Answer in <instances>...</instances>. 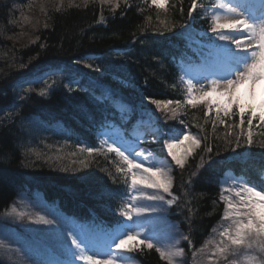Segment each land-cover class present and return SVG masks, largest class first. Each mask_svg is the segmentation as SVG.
I'll use <instances>...</instances> for the list:
<instances>
[{
  "label": "trees",
  "instance_id": "16d2710c",
  "mask_svg": "<svg viewBox=\"0 0 264 264\" xmlns=\"http://www.w3.org/2000/svg\"><path fill=\"white\" fill-rule=\"evenodd\" d=\"M43 2L0 0V214L19 191L43 190L49 198L58 196L64 207L80 201H91L93 206L99 197L104 200L111 197L105 184L98 183L103 180L95 175V167L91 164L77 170L65 163L67 153H85L80 152V141L89 136L91 123L104 108V102L84 86L95 83L89 78L93 76L133 97L143 91L147 96L177 99L180 87L174 73H177L179 63L176 69V61L169 56V49L174 44L189 51L182 44L183 40L180 38L181 43L175 35L179 28L163 31L155 10L149 11L139 0H128L129 7L121 2L115 13L107 6L101 9L98 2L71 9L65 5L66 10L56 12L53 3L49 2L47 17L40 11ZM29 3L32 4L30 8ZM170 3L177 7L171 9L169 17L177 23L188 22L190 0H182V3L171 0ZM21 13L28 17V22H21ZM148 16L152 17L151 21L146 19ZM193 16V25L200 27V33L207 30L206 22L195 13ZM174 36L177 41L173 43ZM32 40L36 42L30 43ZM117 48L129 50L122 52ZM77 60L100 65L101 71L84 68L83 64L76 63ZM21 63L26 67L20 68ZM45 65L51 67L48 71L53 74L51 79L44 78ZM58 69L66 71H55ZM81 73L89 75L85 77ZM45 80L52 85V90L42 97L38 90ZM126 82L132 85L127 86ZM69 83L79 89L69 90ZM30 86L35 91L25 92ZM21 96L25 99L21 100ZM210 115L214 119V113ZM186 117L192 132L207 137L202 139L200 148L195 149L190 163L189 158L188 166L179 174L175 172L178 180L174 190L181 194V201L170 215L181 226L182 232L191 237V248L187 241L183 244L187 258L192 260V250L201 247L221 220L223 203L219 201L218 178L232 168L259 182V164L264 161V149L253 146L250 153L245 154L243 141L240 148H236L232 137L229 138L232 143H226L225 126L219 125L213 132L211 122L205 123L203 106L188 110ZM234 119L238 120V117ZM199 126L205 131L202 132ZM259 131L262 130L258 129L257 133ZM255 138L264 139L259 135ZM208 146L212 148L210 153L204 151ZM201 156L204 158L202 170L192 178L189 186L186 181L201 164ZM185 190L189 192L188 196H184ZM185 201L191 203L186 205ZM188 207L194 210L191 232L186 220ZM137 256L143 264H165L154 249L139 251ZM0 264L9 262L0 256ZM200 264L206 262L200 260Z\"/></svg>",
  "mask_w": 264,
  "mask_h": 264
},
{
  "label": "snow or ice",
  "instance_id": "6c2138e0",
  "mask_svg": "<svg viewBox=\"0 0 264 264\" xmlns=\"http://www.w3.org/2000/svg\"><path fill=\"white\" fill-rule=\"evenodd\" d=\"M49 2L53 3L56 12L66 10L65 5L67 9H71L80 8L81 5L88 7L90 3L98 2L101 9L107 6L112 13H115L121 6V0H79V2L78 0H44L40 5V11L46 17L48 16L46 5ZM123 3L128 6V0H123ZM144 3L155 10L156 20L163 31L172 32L179 28L181 32L178 34H184L185 25L169 17L171 9L177 7L176 4L170 3V0H144ZM28 7H32V4L29 3ZM180 11L183 14L182 7ZM194 12L206 22L207 33H211L207 45L209 51L205 60L211 62L212 70L203 75L185 73L180 77L184 86L183 100H159L148 96L143 99L155 105L156 110L160 112L165 114L170 112L171 118H176L178 110L182 107L187 109L190 106L195 109L203 106L205 123L211 122L213 132L219 125L225 126L226 143L231 144L232 139L229 138L232 137L236 148H240L243 141L247 148L258 146L264 149V139L255 138L257 135L264 137V98L258 105L252 101L256 83L264 80V0H259V6L251 3L250 0H209L208 3L204 0L199 2L190 0L188 17L192 18ZM146 19L151 21L152 17L148 16ZM16 22L18 21H10V23ZM21 22H28V17L23 13H21ZM44 27H48L47 23ZM36 39L38 40L39 37ZM35 42V40L30 41V43ZM76 63L83 64L84 68L93 72L101 71L100 65L87 60H77ZM19 67L24 68L26 65L21 63ZM81 75L86 77L89 73H81ZM242 85L247 86L243 95L239 92ZM51 90L52 85L45 80L43 87L38 90V95L47 96ZM32 91L35 89L31 86L25 90L28 93ZM102 98L120 103L111 91L105 93ZM20 99H25V96H21ZM212 113L214 119L210 115ZM236 117L238 120L234 119ZM199 127L202 132L205 131L203 126ZM254 129L262 131L257 133ZM202 139L207 137L191 135L184 129H170L164 147L167 148V155L171 157V163L183 170L188 157L195 149L200 148ZM184 141H190V145L182 156H178L174 149L184 145ZM117 145L118 142L115 140L111 143L102 140L100 147H81L80 152H86L89 157L93 154L114 153L118 158V161L114 162L115 174L108 171L107 175L113 184L123 185L124 195L121 196L117 210L120 216L132 223L122 225L121 230L115 233H108L102 249L91 243L86 235L68 231L66 235L70 238L71 244L64 247L68 258L52 261L49 264H131L132 258L127 255L128 253L153 249L165 264H184L181 258L185 256V249L180 243L182 240L187 241L191 248L190 235L180 233L178 227L174 225L173 227H177L176 236L161 237L148 226L149 221L167 211L165 205H175L181 199L172 191L174 177L171 174V163L166 166V162L153 153L149 152L145 155L144 149L137 152L132 147ZM204 151L212 152L211 146L206 147ZM200 159L201 164L197 165V168L203 166V156ZM73 163L75 164L76 161L74 160ZM79 163L83 167H88L86 159L80 160ZM64 170L67 171V168ZM197 175V171L191 172L186 184L190 186L192 178ZM258 175L259 182L252 181L243 173L218 181L221 185L219 201L223 203L221 220L201 247L192 250L194 264H200V260L205 261L206 264H264V167L260 168ZM181 187L184 188V184ZM188 195L189 192L185 190L184 196ZM185 203L188 205L191 202L185 201ZM213 203L216 204L217 201ZM188 212L189 216L186 220L191 232L194 210L188 207ZM11 213L20 219L29 216L28 213L18 211L14 206ZM33 222L43 225L55 224V221L42 215H37ZM0 250L9 260L11 259L13 250L10 242L0 239ZM15 252L18 254L20 249L16 248ZM198 257L200 260L197 259Z\"/></svg>",
  "mask_w": 264,
  "mask_h": 264
},
{
  "label": "rangeland",
  "instance_id": "374dc122",
  "mask_svg": "<svg viewBox=\"0 0 264 264\" xmlns=\"http://www.w3.org/2000/svg\"><path fill=\"white\" fill-rule=\"evenodd\" d=\"M259 87H262L264 91V80L258 81L256 83L255 89ZM254 97L255 93L252 99H254ZM182 148L183 145L179 149ZM230 176L232 175H228L225 179ZM13 206L16 207L18 211L28 213L29 216L25 217L24 219L17 218L14 214L11 213V209ZM37 215L45 216L47 219L55 221V224H36L33 222V220ZM65 223H68V217L66 214L55 209L47 208L45 202L41 199H31L30 197L23 195V197H21L19 200H16L14 204H12L0 217V239H4L10 242V247L13 250L11 253L10 260L4 255L2 250H0V255L2 256V258L8 261L9 264H34V259H37V257L34 255V257H32L31 254H33L34 251L32 249L33 247L36 251V246L32 245L34 244L32 243L33 240L31 241L27 234L38 233L42 239L53 237L56 238L58 241L63 242L65 245H70V238L65 236L67 234V231L65 230L66 227L64 226ZM149 226L151 227L152 225L150 224ZM157 230L158 228L154 229L155 233L159 235L157 233ZM171 233V231L168 233H164L163 236H172ZM88 240L93 243L92 238L88 237ZM105 242L98 243V245L101 246L100 249L103 248ZM16 248L20 249V252L18 254L15 252ZM62 258L67 259L68 257L66 254H64ZM131 264H133L132 261Z\"/></svg>",
  "mask_w": 264,
  "mask_h": 264
},
{
  "label": "bare ground",
  "instance_id": "6f19581e",
  "mask_svg": "<svg viewBox=\"0 0 264 264\" xmlns=\"http://www.w3.org/2000/svg\"><path fill=\"white\" fill-rule=\"evenodd\" d=\"M87 87L92 91L93 95H100V93L102 92V90L105 89L103 83H101V84L94 83L92 85H88ZM98 100H100V99H98ZM94 101H96V100H94Z\"/></svg>",
  "mask_w": 264,
  "mask_h": 264
}]
</instances>
